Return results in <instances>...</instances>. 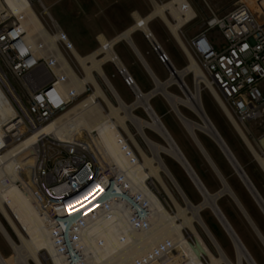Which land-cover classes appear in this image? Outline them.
Listing matches in <instances>:
<instances>
[{
	"label": "bare ground",
	"instance_id": "6f19581e",
	"mask_svg": "<svg viewBox=\"0 0 264 264\" xmlns=\"http://www.w3.org/2000/svg\"><path fill=\"white\" fill-rule=\"evenodd\" d=\"M248 3L250 6L255 7L257 12L263 11L262 5H264V0H250ZM3 5V12L10 14L12 17L20 18V16H26L27 22L31 26L29 31L30 34L31 32L37 34L42 28L44 30V24H42L39 16L34 11L30 0H4ZM46 9L51 19L56 21L50 14L48 8ZM181 10L187 14L188 20L192 17L184 0H170L166 3H159L149 17H147L146 20L143 19L145 22L142 26L136 24L113 40H107L100 36V48L88 56H81L76 51L62 29L52 37L43 33L49 48L53 51L57 49V42L60 41L64 43L71 50L76 62L84 72V77H80L69 63L66 65L67 73L71 76L70 84L67 86L62 85L63 90H66V95L69 98L71 95L74 96V100L78 99L77 97L84 95V85L87 83L93 84L95 92L84 100L76 103L68 112L53 120L46 127L33 133L21 143L8 150V152L0 154V214L5 218L14 234L19 238L20 245L15 242L1 221L0 234L13 250L16 264H31V262L33 264H44L43 259H41V254L43 252H45L48 257L45 258L44 256L46 262L50 261V264H65L60 254V249L62 247L58 245L60 241L64 240V235L66 234V231L64 232V230H66L65 224L60 225V228L57 225L56 231H58V234L55 236L54 232L56 231L52 229L51 226H48L47 219L43 216L42 211L45 212V210H40V203H38L34 188L29 185L27 173H20V170H28L31 166L35 165V161L38 157L36 146L42 136H46L54 142L75 140L90 144L91 147L103 157L108 165L116 167L124 174L125 178L127 177L129 179L127 182L121 184L125 187V190L128 191V193H132L135 198L139 197L141 199V204L153 210V215L149 222L137 226L131 222L130 211L121 209L117 202L93 223L73 226L69 232L70 236L74 238L76 245L79 248H83L87 253V261L84 264H137L138 261H152L150 259L151 255L154 256V260L149 264H156L160 259L161 261H165L167 254L175 248H180L187 257L188 262L186 264H204L184 237L183 230L186 227L198 238L202 250L209 255V264H257L245 245L239 242L240 238L238 237V240L234 236L230 222L225 215L222 214L217 204L219 197L223 195H228L236 201L231 190L224 184V189L215 196L204 189L205 187L202 182H199L194 175V173L196 174L195 170L191 166L194 171L193 173L186 164L183 159V157L186 158V156L177 145L166 125L160 120L150 102L151 98L153 99L157 95L164 97L166 101L170 103L183 128L189 133L202 154L204 153L201 148L203 146L197 137V132L200 131L207 134L225 153L228 162L240 174L241 181L259 201L260 208L264 213V205L249 183L251 179L246 172L245 174L249 180L241 174L239 166H242L204 109L201 93L202 89L199 83L205 81V79L198 68L197 62L192 59L187 69L184 71L178 70L177 75L165 84L159 82V80L154 77L153 82L155 84V89L147 95L140 91L137 84L136 86H132L129 90L135 96V102L130 105L121 98L103 70L104 65L111 64L118 70L120 75L123 73L125 76V71L129 74L127 67L115 51L116 45L120 42H126L133 47L132 34L135 31L146 32L148 30L146 27L147 22L156 18H160V20H164L167 23L172 36H174L175 41L178 42V46L189 54L181 36V30L188 20L185 21L182 19ZM168 15L170 18L177 21V23L172 24ZM141 21L142 19H138V23ZM189 73H194L196 75L197 81L193 90L189 88L186 84L187 82H185V78ZM98 79H101L103 84L107 87L109 94L116 100L117 105L111 102L107 91L100 85ZM184 84H186L188 89L184 87ZM172 86L180 88L185 97L182 98L171 93L168 89ZM0 89L2 91L1 96L4 97L5 100L4 116L3 113L0 112L1 137L2 127L9 126L10 121L17 117V110L15 105H12V101L7 97L1 85ZM69 89L70 91L68 92ZM213 93L216 96V93ZM103 104L107 106L108 114H106L107 112ZM181 106L190 108L199 118L200 122L187 119L180 110ZM137 109H142L146 113L148 120L136 116L134 112ZM157 118L161 121L162 125L158 122ZM232 122L235 124L237 135L244 142L247 149L255 156L257 162L264 170V158L258 155L253 142L249 139L244 128L237 125L234 119H232ZM130 124L136 129L138 136L141 137L149 148L151 156H148L138 144L135 135L129 128ZM120 128L127 135L140 156L138 157L137 155V158L133 157L135 163L132 162L131 158H127L126 154L122 151L118 139ZM146 129H150L160 136L164 140L165 145H160L152 141L146 135ZM165 129L178 146L182 155L170 140ZM92 133H97L96 138L92 137ZM32 151L33 155L31 154ZM162 154L172 157L183 167L188 177L204 198L200 206H194L187 198L176 178L165 165L161 156ZM162 174L168 178L170 186L178 192L185 203V207H181L178 204L172 194L170 186L163 180ZM23 179H25L22 182L23 186L19 187L16 183L21 182ZM251 183L253 184L252 181ZM253 186L255 187L254 184ZM158 187L163 190L172 204L176 207L177 213L175 215H171L167 211L164 204L155 193V191L157 192L159 190ZM100 208L101 206L92 209L87 216ZM204 209L211 210L231 238L237 254L236 263L230 261L218 242L211 235L209 228L200 214ZM188 214H190V217L187 216ZM249 221L264 245V236L259 232L256 226H254L251 220ZM195 224H198L203 229L217 250L219 257L213 256L207 245L201 240L195 228ZM168 243L172 244L171 248L167 247ZM163 247L166 252H160L159 256H155V252L157 250L160 251ZM0 264H8L1 252Z\"/></svg>",
	"mask_w": 264,
	"mask_h": 264
},
{
	"label": "built area",
	"instance_id": "2783aa9c",
	"mask_svg": "<svg viewBox=\"0 0 264 264\" xmlns=\"http://www.w3.org/2000/svg\"><path fill=\"white\" fill-rule=\"evenodd\" d=\"M30 2L34 8L35 2ZM151 2L154 10L159 3L156 0ZM184 2L192 17L188 20L187 14L180 11L182 19L188 20L183 29L198 18L191 3L188 0ZM37 4L41 12L36 13L44 24V30L42 28L37 34L29 33L31 26L26 16L17 18L8 13H0V85L17 110V117L10 121L9 126L2 127L0 154L8 152L14 142L19 144L49 125L68 109L70 103L92 90L95 92L93 84L87 83L84 85V95L77 97L78 99L74 100V96L69 98L66 95L62 85L67 86L71 82L66 66L68 63L71 65L68 58L71 50L60 41L56 43V50L49 48L43 33L52 37L61 28L51 19L43 1L38 0ZM205 4L207 5L206 2ZM207 7L211 18L205 29L192 38L185 36L183 29L181 30L182 40L189 51L188 54L182 50L188 62L185 69L190 66L192 59L197 62L205 79L199 83L202 92L207 91L211 95L234 129L236 127L232 119L250 136L247 125L264 116V9L259 14L250 6L241 5L227 15L218 17L208 5ZM43 13L49 18L52 27L43 20ZM146 18L138 13L132 15L134 25L142 26ZM138 19L142 21L138 23ZM152 21L146 24L148 30L140 33L164 67L169 82L177 75L178 70L154 37L150 29ZM170 21L172 24L177 23L173 18ZM161 22L170 32L167 23L164 20ZM214 30L222 35L223 47L217 48L209 39L208 34ZM99 39L100 36L97 38L98 42ZM4 67L12 78L20 82L26 94V102L12 86L9 75L3 71ZM125 73V76L123 73L121 76L126 87L130 89L136 86L134 79L126 71ZM190 76L194 89L196 75L189 73L187 78ZM184 87L188 89L186 84ZM186 109L192 112L190 108ZM118 139L126 157L135 163L133 157L137 158V150L132 142L121 132ZM46 142L50 144L48 147ZM36 147L38 157L35 165L28 170H20V173H27L29 185L34 188L40 203V210H45L42 212L48 226L56 231L57 225L60 228V225L65 224L64 240L58 243L62 247L60 254L65 264H84L87 261L86 251L79 248L70 236L72 227L93 223L115 203L118 202L121 209L130 211L131 222L135 225L149 222L153 215L152 208L141 204L139 197L135 198L125 190L121 184L129 179L116 167L108 165L90 144L75 140L54 142L42 136ZM54 148L57 149L56 156L49 155V149ZM256 150L264 158V149L258 147ZM31 154L33 155V151ZM16 184L23 186L22 182ZM69 205L72 207L69 208ZM99 206L100 209L87 216ZM56 232L55 236L58 234ZM167 247L171 248L172 244L168 243ZM160 252H166L165 248L157 250L155 256H159ZM150 259L153 261L154 256L151 255ZM152 261H138L137 264H149Z\"/></svg>",
	"mask_w": 264,
	"mask_h": 264
},
{
	"label": "rangeland",
	"instance_id": "374dc122",
	"mask_svg": "<svg viewBox=\"0 0 264 264\" xmlns=\"http://www.w3.org/2000/svg\"><path fill=\"white\" fill-rule=\"evenodd\" d=\"M3 1L4 0H0V13L3 12V6H4ZM33 1L35 2L34 3L35 7L33 8L34 11L36 10L35 12L37 13L41 12V9L37 4L38 0H33ZM42 1L43 4L48 8L50 14L56 20V23L64 31V33L69 38L70 42L72 43L76 51L81 56H88L91 53H93L95 50L100 48V43L97 40V36H95L96 31H94V27L98 25L100 27H104L105 16L101 15L99 16V19H96L95 21L92 20V22L90 21L92 17L89 19L88 13H89V8L92 6L91 5L92 0H42ZM156 1L162 4L170 0H156ZM188 1L191 3V6L198 15V18L195 22L191 23L182 30V33L188 38L194 37L196 34H198L203 29H205L208 20H210L211 18V13L207 5L218 17H223L227 15L228 13L232 12L241 5L250 6V4L248 3V1L250 0H205L207 5L203 0H188ZM134 4H135V0H129V7L134 6ZM138 7H139L138 9H140V12L143 13L142 14L143 17H147L152 12L153 9L151 0H139ZM250 7L255 12H257L255 7L253 6ZM263 9H264V5H262V10ZM257 13L261 14V11ZM43 17L45 23L48 24L50 27H52L51 22L45 13H43ZM107 17L109 18L112 17L116 21H119V18L124 16L114 15ZM168 17L170 18L169 15ZM127 21L129 25L132 24V21L129 18V16ZM150 29L155 35L159 44L166 52V54L172 59L176 67L179 69L186 67L188 63L183 52L181 51L180 47L177 45L172 34L164 26L161 20L155 19L154 21H152L150 24ZM99 36H101V34H99ZM208 37L212 41V43L215 44L217 48L223 47L224 40L219 31L214 30L210 32L208 34ZM133 40L135 44L139 47L141 52L144 54L145 58L152 65L158 77L161 80H165L168 77V74L166 73L162 65L159 64V67L155 68V66L152 64V60L153 58H155V54L151 51L148 44L141 38V35L139 33H136L133 36ZM115 51L122 60V62L124 63V65L127 67L129 73L133 75V77L137 80L138 83H140L141 85H145L148 88L154 86L153 79L151 78L149 79L145 75L140 64L136 60L133 51H131V48L128 45L122 42L116 46ZM68 56H69L68 57L69 61L72 67L74 68V70L76 71V73L80 77H84V72L76 62L74 55L71 52H69ZM103 70L107 75V77L109 78V80L111 81L112 85L115 87V89L121 96V98L128 105L134 103L135 96L132 94V92H130V90L127 87H125L126 85L124 86L123 84L124 79L120 75L118 70L114 68L111 64L104 65ZM3 71L9 75L8 73L9 71L6 67H4ZM9 78L12 83V86L17 91L18 95L26 102L25 100L26 94L20 82L12 78V76L10 75ZM98 81L100 85L105 88V91H107L111 99V102L114 105H117L116 100L112 97V95L109 94L107 87L103 84L101 79H98ZM185 82H187L186 84L189 85L188 87L193 90L192 77L191 76L188 78L186 77ZM168 90L177 96H180L182 98L184 97V95L177 87H171ZM92 91L85 94L79 100L70 103L68 109L64 113L68 112L79 101H82L86 97L90 96L93 93ZM0 94H2L1 89H0ZM150 102L155 112L159 116L160 120L166 125L167 129L175 139L177 145L183 151L184 155L186 156V159L195 170L196 174L198 175L200 181L202 182L208 193L213 195L214 193L222 189L223 186L221 179L218 177V175L215 172H213L214 170L206 160L205 156L200 151L197 144L190 137L189 133L183 128L180 120L174 113L170 103L160 95H157L156 97H154V99H151ZM202 103L207 115L210 117L211 121L218 129L220 135L227 142L229 148L235 155L236 159L242 166L243 170L249 176V178L255 185L257 191L264 199V171L259 166L254 156L250 152V150L247 149L244 142L237 135L236 130L232 127L226 116L222 113L219 106L215 103V101L212 99L211 95L207 91L202 92ZM103 107L107 112L106 114H108L107 106L103 104ZM180 110L187 119H190L194 122H200L199 118L194 113L186 109L184 106H181ZM64 113L57 116L55 119L59 118ZM134 114L142 119L148 120L146 113L142 109H137L134 112ZM129 128L131 132L135 135L140 147L145 151V153L148 156H151V152L149 148L147 147L145 142L141 139V137L138 136L136 129L131 124L129 125ZM247 129L251 134L248 137L253 142L254 147L256 149L258 147L264 149V116L262 119L253 122L251 124H248ZM120 132L124 134V131L121 128H120ZM145 133L155 143L160 145H165L164 140L156 133H154L152 130L146 129ZM96 136L97 133L92 134V137L96 138ZM197 137L201 142L202 146L205 147L206 149H207V146L205 145L206 142L211 144L214 150L216 151V153L220 156L221 160L225 162V164L227 165V168L229 169L232 175L231 180H226L229 186L232 187L231 185L233 184L236 185L238 189L241 188L242 190H244V192H246V195L249 196L250 200H252L253 204L255 205V208L252 207V211H251L252 216L258 223L261 229L260 231L264 236V214L259 208V206L256 204V202L254 201V199L252 198L251 194L249 193L248 189L241 181L240 177L235 172L234 168L228 162L225 155L220 150L219 146L207 134L198 131ZM45 144L47 147L50 145L48 142H46ZM16 145H18V143L14 142L10 148L12 149ZM49 150H51L49 155L56 156V152H57L56 148ZM161 156L168 170L174 175V177L176 178L178 184L182 188L187 198L191 201V203L194 206L196 207L200 206L203 203L204 198L202 194L198 191L194 183L191 181V179L188 177L183 167L172 157L166 154H162ZM138 157L140 156L138 155ZM162 175L165 183L170 186L168 178L164 174ZM24 180L25 179H23L21 182H23ZM170 188L178 204L181 207H185V203L178 194V192L175 189H173L171 186ZM158 189L159 190L157 192L155 191V193L164 204V207L171 215H175L177 213L176 207L172 204V202L170 201L168 196H166L163 190L160 187H158ZM241 189L240 192H242ZM225 196L226 198L230 197L228 195ZM225 203H227V201H224V204ZM217 204L219 208L222 209L223 206L222 201H218ZM233 206L227 205L228 210H226L228 212L227 214L230 217H232L234 221H236L237 227L233 228V230H235V233L240 238L241 242L245 245V247L250 252V254L253 256L256 263L264 264V245L262 244V241L254 231V229L251 227V225H249L245 221V219L239 213L237 207L235 206L234 209L237 211V214L239 215V218L237 217L236 212L233 210ZM200 214L203 221L209 228L211 235L218 242L225 255L230 259L232 263H236L237 254L234 248V244L231 238L229 237V235L221 226L216 216L211 212L210 209H204L201 211ZM187 216L190 217V214H188ZM0 221L3 223V225L10 233V235L13 237L15 242L18 245H20L19 238L14 234L12 228L7 224L5 218L1 214H0ZM195 228L198 234L200 235L201 240L207 245L212 255L215 257H219L217 250L215 249V247L213 246V244L211 243V241L209 240L208 236L205 234L203 229L198 224H195ZM183 234L186 240L188 241L190 247L199 257L201 262L204 264H209L210 263L209 255L202 250L200 241L192 233V231L186 227L183 230ZM0 252L8 264H16L14 252L11 249V247L5 242L1 234H0ZM44 256L45 258H48L45 252H43L41 254V259H43V263L50 264V261L46 262L44 260ZM187 262H188L187 257L183 254L182 250L180 248H175L174 250L170 251L167 254V256L165 257V261H159L156 264H186ZM31 264L33 263L31 262Z\"/></svg>",
	"mask_w": 264,
	"mask_h": 264
},
{
	"label": "crops",
	"instance_id": "0c3cea01",
	"mask_svg": "<svg viewBox=\"0 0 264 264\" xmlns=\"http://www.w3.org/2000/svg\"><path fill=\"white\" fill-rule=\"evenodd\" d=\"M138 1L139 0H135L134 6L129 7V0H92V3H91L92 6L89 8V13H88L89 14V19L92 17V19L90 21L92 22V20L95 21L96 19H99V16H101V15L105 16V19H104V27H100L99 25L94 27V31H96L95 36H97V38H98L99 34H101V36L104 37L105 39H107V40H113L116 37H118L120 34L124 33L128 29L132 28L134 26V21L132 19V15L134 13H138L139 15H141L143 17V15H142L143 13H141L140 12V9H138L139 8L138 7ZM114 15H120V16H124V17H120L119 18V21H116L112 17H110V18L107 17V16H114ZM149 15L147 17H149ZM128 16H129V18L132 21V24H130V25H129L128 21H127L128 20ZM136 33H139L141 35V38L144 40L143 35L140 32H138V31H135L132 35L134 36ZM133 36H132V44H133V47L130 46V45H128L126 42H123V43H125L126 45H128L131 48V51H133V54L136 57V60L138 61V63L140 64V66H141V68L143 70V72L145 73V75L149 79L150 78L153 79L155 77V78H157L159 80V82L165 84L167 82V80H168V77L165 80H161L158 77V75L155 72V70L152 67V65L145 58L144 54L141 52V50L139 49V47L133 41ZM120 43H122V42H120ZM176 43H178V42H176ZM181 51H182V49H181ZM152 64L155 66V68H158L159 67V64L160 63H159L158 58H157L156 55H155V58H153V60H152ZM173 64H174V62H173ZM174 66L176 67L175 64H174ZM185 68L186 67L181 68V69L177 68V70L182 71ZM130 76L134 79V81L137 84L138 88L144 94L147 95V94L151 93L155 89V84H154V86L148 88L145 85H141L140 83H138L137 80L133 77V75L130 74ZM124 86H125V84H124ZM0 105H1L0 106V109H1L0 112H2L3 113V116H4V113H5L4 103L2 101H0ZM1 139H2V136L0 137V141H1ZM205 145L207 146V149L204 147L205 150H206V152H207V154L209 155V157L211 158V161L217 167V169L219 170V172L221 173V175L223 176V178L225 180H231L232 179V175H231L229 169L227 168V165L225 164V162H223L221 160L220 156L216 153V151L214 150V148H213V146L211 144H209L208 142H206ZM231 186L233 187V189L231 187L233 193L235 194L236 198L241 203V205L244 208V210L247 212L248 216L250 217L251 222L254 224V226H256V228L259 230V232H261L260 231L261 229H260L258 223L256 222V220L252 216V212H251L252 211V207L255 208V205L253 204L252 200H250L249 196L246 195V192H244V190H242L240 188L241 191H242V192H240V189H238L236 187V185H233L232 184ZM219 191H217V192H219ZM219 201H222V203H223L222 209H220V210L225 215V217L227 215L226 218H228V221L230 222L232 228H236L237 227V224H236V221H234L233 218L230 217L227 214L228 213L226 211V210H228L227 205H232V206L234 205L233 206V210L237 214V211L234 209V207L236 206L237 209H238V211H239V213L243 216V218L245 219V221L249 224L248 220L244 217L243 213L241 212V210L237 206L236 202L231 197L226 198V196H223ZM224 201H227V203L224 204ZM232 203H234V204H232ZM237 217L239 218V215L238 214H237Z\"/></svg>",
	"mask_w": 264,
	"mask_h": 264
},
{
	"label": "water",
	"instance_id": "95a60500",
	"mask_svg": "<svg viewBox=\"0 0 264 264\" xmlns=\"http://www.w3.org/2000/svg\"><path fill=\"white\" fill-rule=\"evenodd\" d=\"M152 99V98H151ZM156 117H157V115H156ZM157 120H158V122L162 125V123H161V121L157 118ZM164 128V127H163ZM165 131H166V129H165ZM166 133L168 134V132L166 131ZM168 136H169V138H170V140L172 141V143L174 144V146L176 147V149L179 151V153H181L180 152V150H179V148H178V146L176 145V143L173 141V139H172V137L168 134ZM198 142V141H197ZM201 143V142H200ZM202 148V150H203V155L205 156V158H206V160L208 161V163L210 164V166L212 167V169L214 170V172L218 175V177L221 179V182H222V189L219 191V192H217V193H215L214 195L216 196L218 193H220L223 189H224V184H225V186H227L230 190H231V192H232V194H233V196H234V198H235V200L237 201H235L236 202V204H237V206L239 207V209L241 210V212L243 213V215H244V217L248 220V222H249V224L251 225V223H250V217L248 216V214H247V212L244 210V208L242 207V205H241V203L239 202V200L236 198V196H235V194L233 193V191H232V189H231V187L229 186V184L226 182V180L223 178V176L221 175V173L219 172V170L217 169V167L214 165V163L211 161V158L209 157V155L207 154V152L203 149V147H201ZM220 148V147H219ZM221 150V149H220ZM222 151V150H221ZM223 152V151H222ZM223 154L225 155V153L223 152ZM181 155H182V153H181ZM183 157V156H182ZM225 157H226V155H225ZM183 159L185 160V162H186V164L188 165V167L190 168V170L194 173V171L192 170V168H191V165H189L190 163L188 162V160L186 159V158H184L183 157ZM226 159H227V157H226ZM234 168V167H233ZM239 169H240V172H241V174L244 176V177H246L247 179H248V177L246 176V174H245V171L243 170V168L242 167H240L239 166ZM234 170H235V168H234ZM235 172L237 173V175L240 177V174L235 170ZM194 175L196 176V178L198 179V181L200 182V179L197 177V175L194 173ZM241 179V178H240ZM249 180V179H248ZM249 183H250V185L252 186V188H253V190L255 191V194L257 195V197L259 198V200L263 203V205H264V200H263V198L261 197V195L259 194V192L257 191V189L253 186V184L251 183V181L249 180ZM244 184V183H243ZM245 185V184H244ZM246 186V185H245ZM204 188V187H203ZM246 188H247V186H246ZM205 189V188H204ZM248 189V188H247ZM248 191H249V193L251 194V196H252V198L254 199V201L256 202V204L259 206V208H260V203H259V201L256 199V197L251 193V191L248 189ZM224 196V195H223ZM223 196H221V197H219V199H218V201L223 197ZM218 209V208H217ZM261 209V208H260ZM262 211V210H261ZM220 212V211H219ZM263 212V211H262ZM221 213V212H220ZM223 214V213H222ZM221 214V215H222ZM264 214V213H263ZM223 216V215H222ZM217 218V217H216ZM229 227L231 228V226L229 225ZM252 227V226H251ZM231 230H232V228H231ZM232 232H233V234H234V236L239 240V238H238V236L236 235V233H234V231L232 230ZM239 242L241 243V241L239 240ZM254 263V262H253Z\"/></svg>",
	"mask_w": 264,
	"mask_h": 264
},
{
	"label": "flooded vegetation",
	"instance_id": "af4514ba",
	"mask_svg": "<svg viewBox=\"0 0 264 264\" xmlns=\"http://www.w3.org/2000/svg\"><path fill=\"white\" fill-rule=\"evenodd\" d=\"M0 101H2L3 103H5L4 97H2L1 94H0Z\"/></svg>",
	"mask_w": 264,
	"mask_h": 264
},
{
	"label": "snow or ice",
	"instance_id": "6c2138e0",
	"mask_svg": "<svg viewBox=\"0 0 264 264\" xmlns=\"http://www.w3.org/2000/svg\"><path fill=\"white\" fill-rule=\"evenodd\" d=\"M72 206L71 205H69V208H71Z\"/></svg>",
	"mask_w": 264,
	"mask_h": 264
}]
</instances>
